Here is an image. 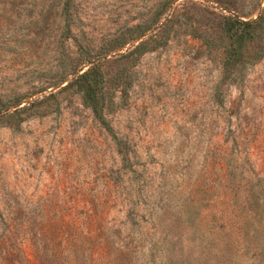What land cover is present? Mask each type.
Returning <instances> with one entry per match:
<instances>
[{
	"label": "rangeland",
	"instance_id": "obj_1",
	"mask_svg": "<svg viewBox=\"0 0 264 264\" xmlns=\"http://www.w3.org/2000/svg\"><path fill=\"white\" fill-rule=\"evenodd\" d=\"M65 1L0 0V264H264V55L202 41L264 0Z\"/></svg>",
	"mask_w": 264,
	"mask_h": 264
},
{
	"label": "trees",
	"instance_id": "obj_2",
	"mask_svg": "<svg viewBox=\"0 0 264 264\" xmlns=\"http://www.w3.org/2000/svg\"><path fill=\"white\" fill-rule=\"evenodd\" d=\"M202 41L206 47H215L221 50L222 70L225 74L240 65L261 59L264 55V8L254 19L243 21L234 16L223 18L220 36L217 40L212 41L203 38ZM143 44V42L137 44L131 50V53L142 52ZM253 45L256 46V49L251 50ZM72 75L70 80L63 81L65 84L56 91V94L68 90L76 92L79 95L81 104L90 110L93 118L99 124L104 126L103 111L111 101V91L114 88L103 77L99 63H89L88 67L87 64L78 65ZM51 98H54L53 93L31 102L28 106L16 112L29 111L32 115H43L47 110L46 106L45 108L41 106ZM0 119H2V116H0Z\"/></svg>",
	"mask_w": 264,
	"mask_h": 264
}]
</instances>
